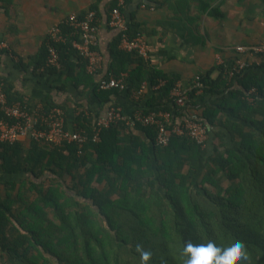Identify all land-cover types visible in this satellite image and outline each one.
I'll return each instance as SVG.
<instances>
[{
  "label": "trees",
  "instance_id": "1",
  "mask_svg": "<svg viewBox=\"0 0 264 264\" xmlns=\"http://www.w3.org/2000/svg\"><path fill=\"white\" fill-rule=\"evenodd\" d=\"M62 30L64 40L55 42L59 65L48 63V39L37 67L63 85L92 88L103 105L94 110L77 103L69 111L51 94L39 101L47 111L63 108L66 127L88 135L82 152L76 142L0 145V264H185L186 244L224 248L235 238L245 242L247 256L237 264H264V63L232 78L235 60L218 64L188 84L181 106L172 96L176 80L123 50L119 29L104 78L124 77V90L101 89L89 58L75 46L81 34L68 23ZM128 32L142 34L135 24ZM161 79L166 82L156 88ZM0 80L11 103L36 106L8 78ZM144 84L151 93L130 98L144 114L170 113L169 143H157V125L130 119L104 127L94 141L104 107L126 114L118 97ZM194 113L209 128L204 148L174 131ZM142 252L150 253L147 261Z\"/></svg>",
  "mask_w": 264,
  "mask_h": 264
},
{
  "label": "crops",
  "instance_id": "2",
  "mask_svg": "<svg viewBox=\"0 0 264 264\" xmlns=\"http://www.w3.org/2000/svg\"><path fill=\"white\" fill-rule=\"evenodd\" d=\"M115 0H10L0 4V78H8L27 98L39 102L47 94L73 111L83 103L94 110L102 108L92 88L63 85L55 76L38 68V55L47 42L51 27L70 14L100 12L98 47L101 65L97 80L107 75L113 62L111 48L119 31L109 24V10ZM206 4V7H205ZM126 24H135L148 43L151 68L181 83L185 88L196 77L218 65V57H239L238 44L264 42V0H129L123 8ZM8 46V47H7ZM254 63L264 57L250 56ZM138 62H134L137 66ZM214 72L213 76H217ZM151 87L144 85L147 97ZM138 90V91H139ZM122 93L118 101L129 118L140 110L133 103L135 95ZM132 97V98H130ZM107 106V105H106ZM103 109V117L107 113ZM25 141L27 144L30 140Z\"/></svg>",
  "mask_w": 264,
  "mask_h": 264
},
{
  "label": "built area",
  "instance_id": "3",
  "mask_svg": "<svg viewBox=\"0 0 264 264\" xmlns=\"http://www.w3.org/2000/svg\"><path fill=\"white\" fill-rule=\"evenodd\" d=\"M126 3L127 0H118L117 6L110 12L109 24L122 32L120 47L123 50L137 52L146 59L149 55V47L144 34L131 36L128 32V25L126 24L122 11ZM98 21L99 17L97 12L95 10H89L84 16L72 13L62 22L54 24L50 29L48 38L49 41H53L49 43L48 63L54 66L59 65V52L55 46V42L64 40L65 37L62 25L68 23L76 29L77 34H81L82 41H75V46L81 50L83 55L89 58V70L93 72L99 68L102 56H100L96 48L98 45ZM235 50L239 54V57L234 59L235 64L229 71L230 78L241 74L245 68L254 63L250 59L251 55L264 57V42L238 44L235 46ZM225 62L226 59L220 56L218 57V64ZM196 78L198 79V77ZM165 82V79H161L156 88L163 85ZM5 85V81L0 80V109L4 113V116L0 117V145L3 143L13 144L19 140L25 139L39 142L47 141L56 145H62L66 142H76L79 146V152H82V148L89 137L80 130H72L66 127V114L63 108L55 106L47 111L42 102H37L34 108H30L27 103H22L20 101L11 103ZM126 86L124 77H116L112 74L100 80L101 89L120 88L124 90ZM196 86H201V84L196 82ZM187 91V87L185 88L178 82L172 90V96L181 106L187 103ZM255 92L256 88L250 90V93ZM142 93L143 90L141 89L136 91L134 95L136 98H139ZM170 118L169 112L161 111L159 113L151 112L149 114H144L140 111L134 119H131L123 113L121 107L113 106L107 110L106 115L99 119L93 135V140H100V134L104 127H108L119 120L127 121L130 119L133 121V124L135 121H139L144 125H157V143L166 145L171 139V132L167 127ZM174 131L179 134L186 132L203 148L206 147L209 142V128L200 120L197 113L186 117L182 125L176 126Z\"/></svg>",
  "mask_w": 264,
  "mask_h": 264
},
{
  "label": "clouds",
  "instance_id": "4",
  "mask_svg": "<svg viewBox=\"0 0 264 264\" xmlns=\"http://www.w3.org/2000/svg\"><path fill=\"white\" fill-rule=\"evenodd\" d=\"M184 252L189 255L185 264H237V261L247 259L246 244L239 238L231 240L224 248L211 241L198 246L188 243ZM149 256L150 253L142 252L143 260L147 261Z\"/></svg>",
  "mask_w": 264,
  "mask_h": 264
}]
</instances>
